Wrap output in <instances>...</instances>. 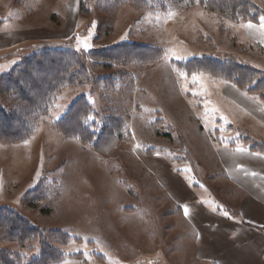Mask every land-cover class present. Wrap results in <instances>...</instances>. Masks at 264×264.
<instances>
[{
    "label": "rangeland",
    "instance_id": "374dc122",
    "mask_svg": "<svg viewBox=\"0 0 264 264\" xmlns=\"http://www.w3.org/2000/svg\"><path fill=\"white\" fill-rule=\"evenodd\" d=\"M200 1L152 0L141 9L117 0H0L1 33L20 37L1 49L0 78L45 47L71 49L87 62L83 84L68 87L30 140L0 139L2 222L22 219L72 237L50 238L67 255L50 264H208L166 188L173 173L236 215L238 192L217 150L254 144L264 151V124L244 110L264 111V100L186 63L232 58L264 71V48L243 32L249 23L217 18ZM248 1L264 12V0ZM127 43L134 54L112 51ZM230 85L255 104L237 91L225 95ZM81 96L86 125L78 139L55 124ZM7 235L0 231V250L23 264L40 257L38 241L23 245Z\"/></svg>",
    "mask_w": 264,
    "mask_h": 264
},
{
    "label": "trees",
    "instance_id": "16d2710c",
    "mask_svg": "<svg viewBox=\"0 0 264 264\" xmlns=\"http://www.w3.org/2000/svg\"><path fill=\"white\" fill-rule=\"evenodd\" d=\"M125 1L143 9L148 7L149 1L152 0H117V2ZM200 2L202 6L217 15V18L232 17L242 19L243 23H264V12L249 4L248 0H201ZM80 11L82 14H88L89 10L85 2L81 4ZM128 46L129 44L127 47L117 46L112 51L118 56L122 51L134 54L133 46ZM156 50L157 53H161L159 49ZM93 55L98 56V52ZM109 58L116 61L119 59L111 54ZM86 63L85 57L71 49L45 47L15 64L10 72L0 78V123H7L0 126V139L12 143L30 140L36 132L39 119L56 110L68 87L83 84L82 74L87 72ZM186 67L222 76L227 82L233 83L248 94H260L261 99L264 100V71L253 66L239 63L232 58L219 61L212 57H201L189 61ZM82 99L83 96L74 100L69 111L55 124V127L64 134L76 136L78 139L85 133L84 125H86ZM86 110V114L91 112V107L87 103ZM250 147L261 154L264 153L257 145L252 144ZM49 212L46 210L45 213ZM3 215L0 216V231L7 233L10 239L19 241L23 245L27 242H39L41 255L29 264L61 263L65 260L67 255L49 242L50 238L69 242L72 237L66 232L60 230L43 232L22 219L10 220L12 222L7 220L6 225L2 222ZM9 222L11 224L8 226ZM0 264H23V262L10 252L0 250Z\"/></svg>",
    "mask_w": 264,
    "mask_h": 264
},
{
    "label": "crops",
    "instance_id": "0c3cea01",
    "mask_svg": "<svg viewBox=\"0 0 264 264\" xmlns=\"http://www.w3.org/2000/svg\"><path fill=\"white\" fill-rule=\"evenodd\" d=\"M0 28L4 30L1 25ZM242 30L252 42L264 48V24L249 23ZM5 32L0 31V52L20 43L18 33L8 31L3 36ZM235 91L255 104L232 85L225 88V95H233ZM258 108L254 107L256 112L244 110L264 124V111ZM217 152L221 172L238 192L236 215L215 209L213 202L198 188L190 186L181 174L173 173V182L168 183L171 188L164 187L171 189V200L194 233L201 263L264 264V153L250 146H220Z\"/></svg>",
    "mask_w": 264,
    "mask_h": 264
},
{
    "label": "snow or ice",
    "instance_id": "6c2138e0",
    "mask_svg": "<svg viewBox=\"0 0 264 264\" xmlns=\"http://www.w3.org/2000/svg\"><path fill=\"white\" fill-rule=\"evenodd\" d=\"M249 27H251V26H249Z\"/></svg>",
    "mask_w": 264,
    "mask_h": 264
}]
</instances>
